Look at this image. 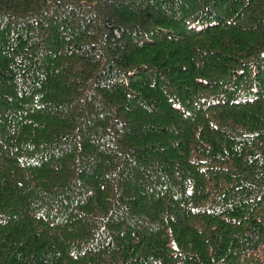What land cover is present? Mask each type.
I'll return each instance as SVG.
<instances>
[{"label": "trees", "instance_id": "obj_1", "mask_svg": "<svg viewBox=\"0 0 264 264\" xmlns=\"http://www.w3.org/2000/svg\"><path fill=\"white\" fill-rule=\"evenodd\" d=\"M0 264H264V0H0Z\"/></svg>", "mask_w": 264, "mask_h": 264}]
</instances>
